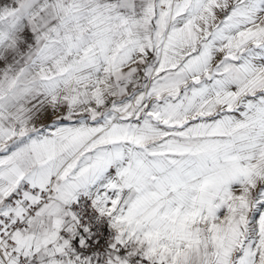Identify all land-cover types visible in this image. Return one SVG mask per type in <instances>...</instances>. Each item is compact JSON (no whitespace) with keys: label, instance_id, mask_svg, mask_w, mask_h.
I'll use <instances>...</instances> for the list:
<instances>
[{"label":"snow or ice","instance_id":"obj_1","mask_svg":"<svg viewBox=\"0 0 264 264\" xmlns=\"http://www.w3.org/2000/svg\"><path fill=\"white\" fill-rule=\"evenodd\" d=\"M0 264H264V0H0Z\"/></svg>","mask_w":264,"mask_h":264}]
</instances>
